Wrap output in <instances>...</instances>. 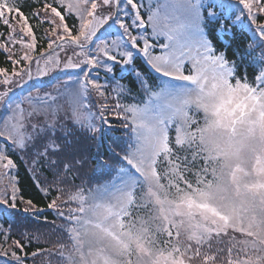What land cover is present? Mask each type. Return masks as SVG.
<instances>
[{
    "label": "rangeland",
    "instance_id": "1",
    "mask_svg": "<svg viewBox=\"0 0 264 264\" xmlns=\"http://www.w3.org/2000/svg\"><path fill=\"white\" fill-rule=\"evenodd\" d=\"M66 1L67 10L75 14V9L70 10L68 5H75L77 0ZM210 1L212 0H140L143 14L147 16L150 11L158 13L162 19V26L173 36L171 43L175 47L177 63L182 60L186 70H193V65L196 64L203 71L196 81H175L165 77L162 88L155 85L154 92L158 95L153 96V92L149 91L145 106H138V109L143 110L144 123L153 129L147 142L132 132L135 139L133 138L131 142L135 141L137 146L133 152H129L130 149L126 151L131 155L139 150L137 160H134L138 168L135 165L133 168L136 170L134 173L139 175L120 174L117 181H112L115 185L109 191L102 189L103 192L98 196L99 207L96 213L87 218L83 216L77 223L80 225L79 228L73 227L75 231L72 235L76 249L65 253V260L71 255H76L78 264H190L186 260L192 263L194 257L190 249L194 241L193 237L184 236L185 224L179 226L178 232H181L186 243V254L184 248H180L178 254L174 256L173 248L167 252L161 250L164 249L163 244H159L158 252L155 253L156 247L145 240V233L149 229L147 223L150 226H158L160 231L164 230L170 234L172 230L177 229V226L171 223L172 217L175 216L179 220L182 216H189L195 222L193 221V224L189 222L188 226L191 230L195 228L200 232L196 236L200 237V234L210 231L237 236L243 248L250 249L253 245L257 247V249L251 247L253 256L249 257V260L253 263L263 261L264 216L260 214L259 208L264 204V199L261 198L264 197V157L257 155L250 169L241 163L231 164V161L241 159L246 148L245 141L249 137L256 135L264 137L260 130L264 122V88H260L259 91L250 89L237 77L233 80L232 72L223 71L214 61L207 59L209 53L206 49L211 46L203 30L201 18L203 8ZM116 11L121 15L114 14L113 19L123 18L125 0H121V6ZM87 15L90 16L91 13ZM87 22L85 20V23ZM51 26L53 27L52 24ZM149 28L151 29L150 22ZM252 30L264 50V39H261L254 29ZM121 31L116 24L109 29L112 36H119ZM160 42L168 43L163 37L157 40V43ZM154 51L158 54L160 50ZM58 55L63 60L72 53ZM138 55L145 61L143 56L137 53L136 56ZM262 61L261 68L264 74V60ZM111 67L116 68L119 73L125 72V66L118 62H111ZM112 73L104 75L111 76ZM156 73L154 74L157 75ZM76 78L75 74L37 78L33 65V79L47 81V86L39 91L43 107L49 102L53 105L58 102L61 106L48 110L47 114L50 115L48 120L45 119V114H42L43 120L38 122L37 117L41 109L29 108L26 104L24 117L10 119V125L15 130L18 136L15 138H18V141L29 134L35 138L34 126L41 125L42 121L43 124L55 125L56 131L62 128V123L64 127H67V124L83 128L85 125L89 126L87 120H92L94 114L93 104L90 106L89 102L93 90L89 88L86 92L81 91L79 84L75 83ZM209 84L210 89L207 87ZM144 85L145 88L148 87L145 83ZM20 92L22 91L17 90L15 95L20 97ZM32 94L36 97V90H32ZM72 99L82 100V104L74 106V111L70 105ZM104 101V104L112 107L109 101ZM116 105L114 103V107ZM8 111V108L0 103V116ZM32 112H35V115H32ZM196 116L203 119L202 122L197 123L198 119H194ZM227 117L236 121L235 135L217 126L222 118ZM28 118L31 122L25 124ZM170 128L176 142L179 136L180 142L199 141L204 151L210 146L212 158L216 163L213 172L215 185H209L204 191L200 190L192 200H182L179 206H175L172 200L174 197H167L163 190L164 186H170L171 183L168 180H161L168 174L174 176L178 169L176 161L170 159L172 153L167 144L168 136L166 135V142L161 138V129L168 134ZM226 183L231 185L237 194H252L256 199L251 203L231 201L229 203L231 214L222 211L211 201L214 194L225 190ZM137 189L143 190L140 191L143 199L136 198L139 203L132 202L131 198L139 195ZM146 201L150 202L145 205ZM136 205L138 210L135 209ZM139 209L149 210L147 213L149 219L142 221V217L134 216L138 214L137 211L140 213ZM132 211H136V214H132ZM191 234L192 232L188 233ZM168 253L171 257H165ZM227 254L232 257L230 250ZM253 257L256 259L253 260ZM228 260L236 261L235 258ZM58 262L57 260L54 264H61Z\"/></svg>",
    "mask_w": 264,
    "mask_h": 264
},
{
    "label": "trees",
    "instance_id": "2",
    "mask_svg": "<svg viewBox=\"0 0 264 264\" xmlns=\"http://www.w3.org/2000/svg\"><path fill=\"white\" fill-rule=\"evenodd\" d=\"M57 2H64L62 14L67 16L68 20L66 22L76 24L77 17L67 10L66 0H0V17L3 18V20L0 19V47L6 45L4 50L0 51V66L5 67L9 74H11L12 65L6 63L7 57L5 56V52L7 49L12 53L13 59L22 58L25 53L34 56L47 50L50 41L45 38V35L52 36L53 27L51 24L42 23L41 21L51 18L45 10L50 4ZM210 2L215 3V1ZM235 2L236 0H233V3ZM19 8L20 13L17 16ZM33 11H40L45 14L37 19L32 15ZM213 11L215 12L216 18L208 15V13ZM236 12L239 13V9H236ZM201 19L203 20V30H205V35L211 48L224 53L235 66V70L232 71V79L234 80L237 77L241 82L248 85L250 89L256 90L253 84L257 83L255 78L260 75V71L262 70L261 65L263 64L262 60H264V50L259 44L260 40L255 38L253 30L247 27V22H242V18L236 19L223 15L219 4L212 5L211 8L207 4L202 10ZM3 21L8 22L9 26H5ZM32 30L34 37L31 35ZM22 32L28 34L29 37L23 35ZM5 38L13 40L14 43L8 44ZM27 63L28 61L21 59L19 67H24ZM133 65L140 74L139 79H137L135 73H129L126 70L118 74L116 68L113 69L111 76L98 73L99 82L107 89V98L100 97L95 91H92L89 97L90 106L93 104L94 114L91 117L92 120L88 119L87 122L93 123L99 129L94 134V137L86 125L85 128L73 124H67L68 126L64 127L62 123V128L57 131L69 141L78 142V148L87 160V164L82 169L73 168L71 172L60 171L58 175H53L54 170H50L47 164L41 160V165L37 169L39 175L36 177L32 173L30 163L31 154H17L19 161L18 168L14 169L11 174L13 176H19L20 191L24 196L34 200L33 207L36 205L44 207L47 205L49 199L54 198L59 208L63 210L62 216L57 215L55 211L46 213L48 219L54 221V223L43 228L39 238L33 240L30 244L26 243L25 246V250L29 253L39 249L43 250L45 255L38 257L35 261L29 259L25 264H50L51 262L54 264L57 260L61 264H76V257L72 256L66 260L64 258L65 253L70 252L71 249L70 245L73 236L70 233L69 227L72 225V219L80 211H89L92 214L96 213L99 207L97 205L99 202L98 196L103 192L102 189H105L110 184L109 182L117 174L119 169L123 168V173L125 175L127 174V172H124L125 166L119 161L113 160L112 157L123 156L129 150V143L134 138L132 133L134 125L131 123L130 113L128 114L129 119L127 121L123 119L122 115H120L121 119H119L116 106L138 108V106L146 104L149 91H156L155 85L159 88L162 81H164L161 76L155 75L138 56H136ZM94 74L97 75L95 72ZM129 76H132L131 80L128 79ZM141 80L143 84H141ZM144 83L148 85L147 88H145ZM118 85L121 87L118 88ZM20 94L21 96L27 94V90H23ZM104 100L109 101L112 107L107 105L109 111L104 113L107 123L102 125L100 120V106L104 104ZM70 103L71 107H73L72 111H74L78 103L82 104V100L77 101L76 99H72ZM114 103L117 104L115 107ZM45 104L46 106L41 109L37 117L38 122L43 120L42 114H45V119L48 120L50 116L47 114L48 110L61 106V103L58 102L55 105L51 102ZM12 114L9 110L0 116L2 117L0 120V136L7 137L9 140L18 141V138H15L18 136L10 125ZM194 119H198L196 121L197 123L203 120L197 116ZM6 120L7 122L4 123L3 121ZM30 122L31 119L28 118L24 123L28 124ZM41 125H43V121ZM166 135L168 136L167 144L171 153L179 156L180 161H185L184 163H179L173 156L172 159L176 161L178 166L177 173L174 176L168 174L166 178H161V180H168L171 183L170 186H164L163 190L165 195L167 197L173 196V204L179 206L182 200H192L194 196L199 194L200 190L203 189L204 191L209 185H215L213 172L216 168V163L212 155L209 156L207 151H204L199 141L195 140L189 143L184 141L178 143L175 141L172 128L168 130V134ZM34 143L35 138L30 141L29 147H32ZM136 146L137 144L134 142L133 149ZM35 151L36 149L33 148V153ZM106 161L108 163L101 167ZM40 183L49 191L48 197L43 196ZM188 193L191 194L189 195ZM131 198L133 199V197ZM103 201L105 202L104 199ZM134 201L139 203L137 199L132 200V202ZM144 204L146 205V202ZM26 207L27 205L23 203H15L13 205V202L0 201V225H4L5 227L11 226V234L13 235L7 244L5 241L0 240V250L6 246L10 247L16 237H19L21 233L27 231L23 227L27 222L33 221L36 224L43 223L32 212L26 211ZM135 209L138 210L137 205ZM148 212L149 210L143 209L140 210V213L137 211L138 214H136V211H132V214H136L134 216L140 218L142 217L144 221L145 219H149V217L147 218ZM40 219H43V217ZM193 221L194 219L189 218V216H182L179 220L174 216L171 219V223L177 226V228L182 224L186 225L184 236L192 232L190 237H197L196 234L200 233L199 230L195 228L191 230L188 226L189 222L192 224L195 222ZM176 233V230H172L167 236L165 234L160 235L158 231H155V234H148L145 240L152 245L164 244L165 252L171 250L174 245V256L178 254V249L180 248H184L186 254L187 248L182 242L176 241L178 235ZM230 237L231 235H226V233L211 231L200 234L199 241H201V244L198 249L200 255L193 258L192 263L188 260L186 261L190 264H206L207 260L204 258L210 256V260L213 261L212 264H223L225 254L227 249H229ZM29 238H31V234L27 238L21 237L25 241ZM0 264H18V262L12 260L11 257H0ZM242 264L248 263L244 260Z\"/></svg>",
    "mask_w": 264,
    "mask_h": 264
},
{
    "label": "snow or ice",
    "instance_id": "3",
    "mask_svg": "<svg viewBox=\"0 0 264 264\" xmlns=\"http://www.w3.org/2000/svg\"><path fill=\"white\" fill-rule=\"evenodd\" d=\"M215 4L220 5L223 15L236 19L242 18V22H247L248 28L254 29L260 38L264 39V0H236L235 3H233V0H215V3H209V8ZM63 6L64 2L52 3L45 10L51 18L41 22L53 25L52 36L45 35V38L50 41L46 52H41L39 56L25 53L19 59H13L9 49L5 52L6 63L12 65V69L11 74H9L5 67L0 66V103H3L13 113L12 120L24 117L26 104L29 108L34 107L37 110L42 109L44 106L39 98V91L47 86V81L33 79V65H35V77L37 78L58 77L61 74L72 76L75 74L77 77L75 83L79 84L81 91L86 92L91 88L105 99L107 98V89L99 82V71H105L106 75L112 73L111 62H118L120 65L125 66V70L129 73H135L137 79H139L138 70L135 67H130L133 65L137 53L145 58V61L154 71L171 80L196 81L203 71L196 64L193 65V71L186 70L182 60L177 63L175 47L171 43L174 39L173 36L162 26V19L158 13L150 11L147 16L142 13L140 0H125L123 18L118 20H114L113 16L114 14L121 15L116 11L121 6V0H77L75 5H68L70 10L75 9L76 24L66 22L68 19L67 16L62 14ZM236 9H239V13L236 12ZM89 12L91 13L90 16L87 15ZM19 13L20 8L17 11V16H19ZM44 14V12L33 11L32 15L39 19ZM208 15L216 18L214 11L208 13ZM0 19L3 20L2 17ZM85 20L88 22L85 23ZM149 22L151 23V29L149 28ZM3 23L5 26H9L8 22L3 21ZM113 24L118 25L119 29L122 30L119 36H112L109 32ZM22 34L29 37L28 34L23 32ZM31 35L33 36V30ZM106 37H111V39ZM160 37H163L168 43H157ZM5 39L8 44L14 43L11 39ZM4 47H0V51H3ZM155 49L160 50L158 54L154 51ZM206 50L209 53L207 59L214 61L223 71L230 73L235 70V66L224 53L211 47H207ZM67 52H71L72 55L61 60L58 53ZM73 57H76V59H73ZM21 59L29 63L24 67H19ZM94 72L97 75L94 76ZM26 77L27 79H25ZM128 79L131 80L132 76H129ZM255 80L257 83H254L253 87L257 91L264 88V74L259 75ZM140 82L143 84L142 80ZM119 87L121 86L118 85ZM17 90H27V95L17 97L15 95ZM32 90H36V97L33 96ZM152 95L156 96L158 94L153 92ZM100 107V120L102 125H105L107 122L104 113L108 112L109 109L104 104H101ZM116 107L118 109L117 114L122 115L125 121L129 119L128 114H131V123L134 125L132 132L144 138L147 142L153 129L144 123L143 110L120 105ZM32 115H35V112H32ZM6 122L7 120L4 121V123ZM235 124L236 121L233 118L227 117L222 118L217 126L223 127L226 132L235 135L237 131ZM88 127L93 137L99 131L91 122ZM260 130L264 134V122H262ZM34 132L35 143L32 147H29L28 143L34 139L32 134L21 137L19 141L0 136V197H2L0 201L13 202V205L15 203L26 204L25 210L32 212L38 220L43 221L41 224H36L33 221L24 224L23 227L27 231L16 237L10 247L6 246L0 250V257H11L18 264H25L29 259L35 261L38 257L45 255V252L39 249L31 253L27 252L25 250L26 243L30 244L33 240L38 239L42 229L54 223V221L48 219L46 213L55 211L57 215L62 216L63 210L59 208L54 198L49 199L44 207L38 205L33 207L34 200L24 196L20 191L19 176L11 174L14 169L18 168L17 154H31L32 173L36 177L39 175L37 169L41 165V160L47 164L50 170H54L53 175H58L60 171L71 172L73 168L82 169L87 164V160L78 148V142L69 141L66 137H62L56 131L55 125L48 123L36 125L34 126ZM161 138L166 142V132L163 129H161ZM177 141L180 142L179 136H177ZM33 148L36 149L34 153ZM138 153L139 150L131 155L125 152L123 156H113L112 159L119 161L121 164L131 165L134 160H137ZM173 156L179 163L185 162L180 161L179 156L175 154H171L170 159ZM107 163L106 161L101 167ZM119 172L123 173V168L119 169ZM40 185L43 196L48 197L49 191L43 184L40 183ZM41 217L43 219H40ZM30 234L31 238L26 241L21 239V237H29ZM12 237L11 226L0 225V240L5 241L7 244Z\"/></svg>",
    "mask_w": 264,
    "mask_h": 264
},
{
    "label": "clouds",
    "instance_id": "4",
    "mask_svg": "<svg viewBox=\"0 0 264 264\" xmlns=\"http://www.w3.org/2000/svg\"><path fill=\"white\" fill-rule=\"evenodd\" d=\"M207 87H209L210 89L211 85L209 84ZM245 144L246 148L241 155V159L233 160L231 161V164L241 163L250 169L257 155L264 157V137L260 135L249 137L245 141ZM205 151H207L209 156L212 155L210 146L207 147ZM261 198L264 199V197ZM254 199L256 198L252 194H237L235 189L231 185L226 183L225 190L223 192L214 194L211 202L214 203L222 211L231 214V209L229 207V203L231 201H235L237 203L246 201L248 203H251ZM259 212L262 216H264V204L260 206ZM72 231L74 232L75 229L73 228Z\"/></svg>",
    "mask_w": 264,
    "mask_h": 264
}]
</instances>
